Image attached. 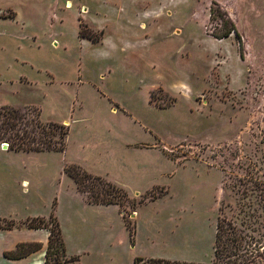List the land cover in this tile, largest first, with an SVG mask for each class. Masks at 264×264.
I'll list each match as a JSON object with an SVG mask.
<instances>
[{"label":"rangeland","instance_id":"1","mask_svg":"<svg viewBox=\"0 0 264 264\" xmlns=\"http://www.w3.org/2000/svg\"><path fill=\"white\" fill-rule=\"evenodd\" d=\"M5 107L69 133L63 151L0 138V264H32L5 252L50 235L38 217L70 264L211 263L220 220L264 225V0H0ZM72 164L123 206L90 204Z\"/></svg>","mask_w":264,"mask_h":264},{"label":"trees","instance_id":"2","mask_svg":"<svg viewBox=\"0 0 264 264\" xmlns=\"http://www.w3.org/2000/svg\"><path fill=\"white\" fill-rule=\"evenodd\" d=\"M235 28L225 33L230 36ZM68 126L62 123L43 122L40 113L34 109L5 107L0 109V138L11 141V149L16 151H63L66 146ZM67 173L77 183L80 191L86 196L89 203L118 204L123 206L127 199V191L102 176L94 175L83 170L80 166L72 164ZM154 199V197H152ZM152 199V200H153ZM50 221L38 217L27 221L28 228H47L50 231L49 242L46 248L45 262L49 264L50 256L54 254L51 264H70L79 259L78 256H67L66 245L60 223L52 227ZM16 226L14 222L6 225L0 223V230H11ZM130 228L133 235L135 226ZM264 225L255 226L251 232H246L236 224L226 219L220 220L217 226L215 260L211 263H196L168 258L137 257L135 264H264V234L261 233ZM259 234V235H258ZM259 238H257V236ZM42 248L40 243L21 242L5 256L11 259H21ZM60 253L64 259H59Z\"/></svg>","mask_w":264,"mask_h":264},{"label":"crops","instance_id":"3","mask_svg":"<svg viewBox=\"0 0 264 264\" xmlns=\"http://www.w3.org/2000/svg\"><path fill=\"white\" fill-rule=\"evenodd\" d=\"M90 204H94V205H97V207L101 208V207H105V208H108L109 206H113V205H117L119 208H120V205L118 204H98V203H90ZM10 231V230H8ZM41 229H31V232H33V234H36V236H39ZM43 237H32L30 238L27 242H40L42 244V248L40 250H38L37 252H33L32 254H30L29 256L27 257H24V258H21L20 260L22 259H26V258H31L32 259V264H44L45 262V254H46V246H47V243L49 242V236L48 233L46 235H41ZM17 243H20V241H17ZM17 243L13 246V249L16 248V245ZM66 252H67V248H66ZM87 253V252H86ZM68 256V254H67ZM75 256H78L80 258V255H75ZM68 257H71V256H68ZM14 260V259H13ZM17 260V259H15ZM179 260V259H178Z\"/></svg>","mask_w":264,"mask_h":264},{"label":"water","instance_id":"4","mask_svg":"<svg viewBox=\"0 0 264 264\" xmlns=\"http://www.w3.org/2000/svg\"><path fill=\"white\" fill-rule=\"evenodd\" d=\"M7 147V145H5ZM133 216H135V214H133Z\"/></svg>","mask_w":264,"mask_h":264}]
</instances>
